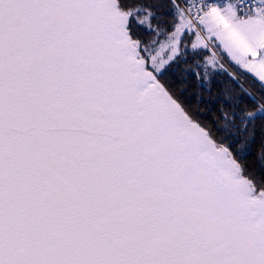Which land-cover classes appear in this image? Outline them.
Instances as JSON below:
<instances>
[{
	"label": "snow or ice",
	"instance_id": "6c2138e0",
	"mask_svg": "<svg viewBox=\"0 0 264 264\" xmlns=\"http://www.w3.org/2000/svg\"><path fill=\"white\" fill-rule=\"evenodd\" d=\"M0 264H264V0H0Z\"/></svg>",
	"mask_w": 264,
	"mask_h": 264
}]
</instances>
